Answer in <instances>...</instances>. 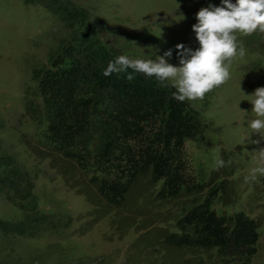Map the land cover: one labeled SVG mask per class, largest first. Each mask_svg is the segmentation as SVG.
<instances>
[{
    "label": "rangeland",
    "instance_id": "obj_1",
    "mask_svg": "<svg viewBox=\"0 0 264 264\" xmlns=\"http://www.w3.org/2000/svg\"><path fill=\"white\" fill-rule=\"evenodd\" d=\"M57 3L85 8L95 37L119 55L154 60L172 50L168 63L177 67L176 45L200 47L192 31L197 13L221 6V0H0V154L31 179L30 195L20 202L26 215L43 217L23 222L0 187V264H227L214 250H177L165 241L178 232V206L158 196L159 181L139 176L123 200L108 202L97 188L104 172L95 167L93 136L76 140L75 148H85V167L63 157L45 136L39 75L77 30ZM237 36L245 54L233 59L228 82L202 101H188L201 128L199 137L184 141L183 153L196 180H222L225 192L210 204L216 213L242 211L259 222L249 264H264V175L245 182L248 170L259 166L251 143L259 135L248 124L257 118L251 95L264 88V33ZM217 159L230 163L217 170ZM20 222L30 235L12 232L10 226Z\"/></svg>",
    "mask_w": 264,
    "mask_h": 264
},
{
    "label": "trees",
    "instance_id": "obj_2",
    "mask_svg": "<svg viewBox=\"0 0 264 264\" xmlns=\"http://www.w3.org/2000/svg\"><path fill=\"white\" fill-rule=\"evenodd\" d=\"M56 9L77 30L39 75L38 90L46 105L45 136L80 167H85L87 154L85 148H75L76 140L93 136L95 167L104 172L97 188L108 202L123 200L139 176L159 181L158 196L177 200L178 232L165 237L177 250H214L223 263L249 264L256 252L259 222L242 211L216 213L210 204L225 192L222 180L217 184L211 177L196 180L186 171L183 145L200 136L197 112L188 101L175 100V89L161 86L155 78L139 73L132 81L126 79L129 73L105 77L108 62L119 54L95 37L85 8L57 3ZM0 187L21 210L23 222L42 220L27 216L20 204L32 188L27 171L2 154ZM23 222L10 226L12 232L30 235L31 228L24 230Z\"/></svg>",
    "mask_w": 264,
    "mask_h": 264
},
{
    "label": "clouds",
    "instance_id": "obj_3",
    "mask_svg": "<svg viewBox=\"0 0 264 264\" xmlns=\"http://www.w3.org/2000/svg\"><path fill=\"white\" fill-rule=\"evenodd\" d=\"M196 19L198 23L193 25L192 31L200 47L193 51L183 44L176 45L179 67L168 63L172 50L156 56L154 60L119 55L108 62L103 75L129 73L126 79L132 81L134 74H143L147 78H155L163 87L174 88L172 96L179 102L202 101L206 94L228 82L233 59L245 54L237 34L251 36L256 32L264 33V0H236L234 4L231 0H221L220 7L209 5L202 8ZM251 96L254 97L251 100L252 112L257 118L251 120L248 127L252 134L259 135L258 140H251L257 145L253 151L259 166L248 170L246 183L254 182L258 174L264 175V147L259 146L264 142V88H257ZM229 163L217 159L216 168L219 170Z\"/></svg>",
    "mask_w": 264,
    "mask_h": 264
}]
</instances>
